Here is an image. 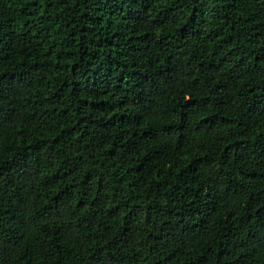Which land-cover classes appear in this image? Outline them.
Segmentation results:
<instances>
[{
	"label": "trees",
	"instance_id": "1",
	"mask_svg": "<svg viewBox=\"0 0 264 264\" xmlns=\"http://www.w3.org/2000/svg\"><path fill=\"white\" fill-rule=\"evenodd\" d=\"M0 264H264V0H0Z\"/></svg>",
	"mask_w": 264,
	"mask_h": 264
}]
</instances>
